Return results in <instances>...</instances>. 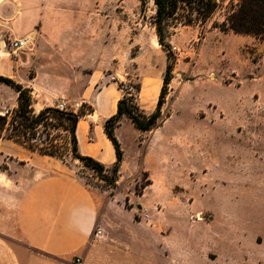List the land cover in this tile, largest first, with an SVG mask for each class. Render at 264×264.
<instances>
[{"label": "rangeland", "instance_id": "374dc122", "mask_svg": "<svg viewBox=\"0 0 264 264\" xmlns=\"http://www.w3.org/2000/svg\"><path fill=\"white\" fill-rule=\"evenodd\" d=\"M42 2L46 15L39 32L27 35V47L0 49L16 78L35 79L28 88L35 114L45 107L56 108L61 97L63 111L92 110L78 120L85 128V140L92 143L94 132L103 129L109 117L97 115L89 97L110 82L119 99L134 94L132 87L140 84L136 103L144 113L153 112L158 95L153 101L147 92L158 80L160 91L167 58L151 24L152 0ZM231 2L235 3L220 0L204 24L172 29L167 42L174 61L159 126L151 130L155 137L151 139V131L132 133L129 119L120 118L121 138L116 139L126 172L119 173V166L115 185L105 180L112 175V165H104L98 174L70 156L64 132L56 133L61 153L53 158L106 197L116 194L117 203L133 208L140 217L148 211L158 216L154 219L211 221L220 228L225 214L212 209L231 205L227 227L262 262L264 37L215 27ZM14 39L20 37L0 38L6 43ZM3 87L12 91L0 84V111L7 107L10 111L16 102L10 107L12 95ZM52 101L54 106L49 105Z\"/></svg>", "mask_w": 264, "mask_h": 264}, {"label": "crops", "instance_id": "0c3cea01", "mask_svg": "<svg viewBox=\"0 0 264 264\" xmlns=\"http://www.w3.org/2000/svg\"><path fill=\"white\" fill-rule=\"evenodd\" d=\"M43 5L42 0H0V38L38 33L46 15ZM5 59L0 55V75L22 87H33L35 79L16 78ZM11 90L13 107L17 93ZM158 92L159 80L152 81L147 93L153 101ZM118 93L110 82L89 97L97 115L108 118L115 113ZM119 127L114 131L118 141ZM131 130L138 133L134 127ZM94 133L93 142H87L85 128L77 122L78 153L112 165L115 154L110 140L102 128ZM155 133L151 131V139ZM125 163L124 159L119 173H124ZM116 200V194L106 197L53 157L36 156L11 140L0 139V264L264 263L250 255L247 244L227 227L231 205L213 207L212 211L225 214L224 227L217 228L211 221L154 219L158 216L148 211L140 217Z\"/></svg>", "mask_w": 264, "mask_h": 264}, {"label": "trees", "instance_id": "16d2710c", "mask_svg": "<svg viewBox=\"0 0 264 264\" xmlns=\"http://www.w3.org/2000/svg\"><path fill=\"white\" fill-rule=\"evenodd\" d=\"M154 14L151 24L158 44L166 51L167 64L162 76V84L156 101V106L150 114L144 113L136 103V94L140 84L132 88L134 94L122 96L116 104L115 113L103 125V132L110 140L115 154L111 167L112 175L105 180L115 185L118 169L122 161V151L114 135V129L122 116L128 118L133 127L141 133L149 132L159 126L161 107L164 103L168 84L171 80V70L174 56L168 49L167 39L172 29L177 25L204 24L218 9L220 0H152ZM229 3L222 22L215 27L222 31L229 30L235 34L264 37V0H234ZM0 83L13 89L17 95L16 106L4 114H0V139L11 140L14 143L41 155L57 157L61 153L55 140L58 131L67 135L69 154L98 174L104 170V165L95 159L83 156L77 151L76 125L79 118L91 113L75 114L69 111H59L54 107H45L35 114L31 107L30 90L22 87L8 77L0 75ZM136 93V94H135ZM147 185V184H146ZM145 185V186H146ZM143 186L142 189L145 187Z\"/></svg>", "mask_w": 264, "mask_h": 264}, {"label": "built area", "instance_id": "2783aa9c", "mask_svg": "<svg viewBox=\"0 0 264 264\" xmlns=\"http://www.w3.org/2000/svg\"><path fill=\"white\" fill-rule=\"evenodd\" d=\"M28 36H24L20 39L17 40H8V42L6 43V41L4 40H0V49H4L6 46H9L10 48H12L13 50H23L27 47L28 45ZM64 98L61 97L60 102L55 106L56 109H58L59 111H63L64 108ZM99 230H96V234H99Z\"/></svg>", "mask_w": 264, "mask_h": 264}]
</instances>
